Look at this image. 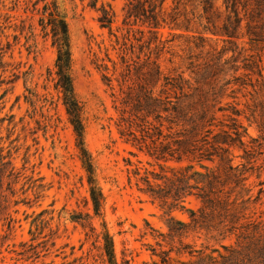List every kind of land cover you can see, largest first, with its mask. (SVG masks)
Here are the masks:
<instances>
[{
    "label": "rangeland",
    "instance_id": "obj_1",
    "mask_svg": "<svg viewBox=\"0 0 264 264\" xmlns=\"http://www.w3.org/2000/svg\"><path fill=\"white\" fill-rule=\"evenodd\" d=\"M45 1L51 0H0V264H109L96 236L103 225L112 237L117 264H161L155 253L170 248L168 264H176V259L186 255L175 250L186 243L206 252L211 248L223 251L220 244L231 243L233 237L223 239L224 233L218 230L192 227L169 234L166 208L136 188L132 173L136 166L141 173L159 167L142 152L131 154L134 149L119 137L117 83L113 79L111 88L103 79V74L113 73L111 60L117 68L112 78L120 70L125 0H97L94 7L92 0H55L68 26L70 76L81 105L84 146L103 196L100 214L94 213L76 137L55 88L56 48L39 24ZM101 4H109L115 12L112 34L97 21ZM159 31L161 40L171 39L158 57L164 73L184 72L187 77L191 61L203 69L204 62L214 63L230 46L211 33L200 41L192 32L171 30L177 33L173 37L167 27ZM236 43L237 64L241 66L243 58L253 55L261 59L264 76V43L250 44L242 36ZM232 54L228 50L220 61ZM244 73L240 67L234 74L232 70L221 74L232 82L218 105L243 110L239 120L248 134L243 137L247 159L241 157L245 155L242 149L232 150L234 163L246 165L244 188L232 191L226 187L222 198L228 194L230 200H236L234 207L243 215L241 221L264 222V132L261 134L250 116L264 92H259V85H239L248 82ZM233 75L240 77L236 83ZM256 77L252 75L255 84ZM260 112L257 105V120ZM250 138L258 141L250 142ZM198 205L189 197L185 207L171 215L188 222L187 208ZM79 214V219L74 217Z\"/></svg>",
    "mask_w": 264,
    "mask_h": 264
},
{
    "label": "trees",
    "instance_id": "obj_2",
    "mask_svg": "<svg viewBox=\"0 0 264 264\" xmlns=\"http://www.w3.org/2000/svg\"><path fill=\"white\" fill-rule=\"evenodd\" d=\"M96 1H90V5L94 7ZM97 10L99 25L112 34L115 20L112 7L101 4ZM122 11V24L126 28L119 46L122 51L120 70L112 78L117 68L116 62L111 60L113 73L111 76L103 74V79L111 88L113 79L117 83L116 129L119 137L134 149L130 150L131 154L142 152L159 167V170L144 169L141 173L136 166L132 170L136 176V188L151 202L166 208L169 234H181L184 229L192 227H206L224 233L223 239L233 237L231 243L220 244L223 251L211 248L206 252L189 243L183 244L175 251L186 258L176 259V264H264V222L256 219L241 221L243 215H239L234 207L236 200H230L228 194L222 198L226 187L232 191L243 189L247 179L245 163L235 164L232 152L234 148L242 149L245 155L241 157L247 159V144L243 137L248 134L239 120L243 110L231 104L218 105L232 82L224 76L230 70L234 74L240 67L245 70L248 82L239 85H259V92H264L261 59L250 55L242 59L240 66L237 64L238 55H235L236 40L240 36L246 37L250 44L264 43V0H125ZM42 14L39 24L46 34H50L51 43L56 48L55 88L61 94L76 137L93 211L99 215L103 196L84 146L81 105L75 97L70 76L67 22L55 0L44 2ZM166 27L173 37L177 33L171 30L177 29L192 32L191 36L200 41H205V34L211 33L230 46L223 49L214 63L204 62L203 69L191 61L187 77L184 72L164 73L158 57L171 39L161 40L159 30ZM115 37L118 43V37ZM228 50L233 54L221 62ZM226 64L230 66L226 68ZM252 75L257 76L256 84ZM239 78L233 75L234 83ZM257 105L261 107L259 120L256 119ZM250 116L263 134L264 98L254 103ZM245 117L250 120L249 116ZM257 141V138H250V142ZM189 197H194L199 205L196 209L187 208L189 221L183 222L171 213L183 209ZM243 202L240 201L241 209ZM74 217L79 219L81 216ZM90 227L94 230L93 226ZM96 236L101 239L106 261L117 264L113 240L104 225ZM171 250L155 253L159 256V263L171 262Z\"/></svg>",
    "mask_w": 264,
    "mask_h": 264
}]
</instances>
